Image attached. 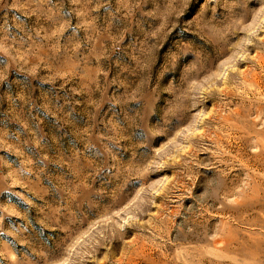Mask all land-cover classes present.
Segmentation results:
<instances>
[{
    "label": "rangeland",
    "instance_id": "obj_1",
    "mask_svg": "<svg viewBox=\"0 0 264 264\" xmlns=\"http://www.w3.org/2000/svg\"><path fill=\"white\" fill-rule=\"evenodd\" d=\"M0 264H264V0H0Z\"/></svg>",
    "mask_w": 264,
    "mask_h": 264
}]
</instances>
